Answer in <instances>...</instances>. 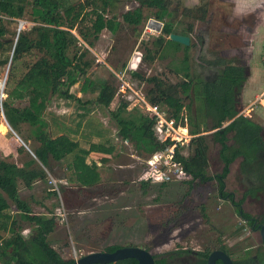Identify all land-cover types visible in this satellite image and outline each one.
I'll return each instance as SVG.
<instances>
[{
  "label": "rangeland",
  "instance_id": "374dc122",
  "mask_svg": "<svg viewBox=\"0 0 264 264\" xmlns=\"http://www.w3.org/2000/svg\"><path fill=\"white\" fill-rule=\"evenodd\" d=\"M84 1L67 0L68 4ZM167 2L168 12L172 14L171 22L174 23L173 27L176 31L186 29L189 24L192 25L193 30L189 35L191 49L188 51L189 73L192 76L208 80L220 73H235L236 69L231 67H238L240 63L247 62L246 53L250 52L252 58L248 61L249 70L252 66L257 71L255 78L260 80V74L263 72L261 64L264 65V44L259 45V39L263 35L251 36L248 32L245 34L241 32L242 38L248 40L247 47L241 45V35L233 36L232 33L238 29L242 21L244 26L252 28L256 23L255 18L250 14L240 15L234 11L233 3H224L222 0H167ZM204 3L207 9L204 21L191 20L188 18L190 16L184 14L185 7L192 8ZM137 7L138 5L130 0H116L108 17L115 15L118 21L122 22L121 14ZM156 11V8H143L144 20L136 29L121 24L116 34L103 30L97 40H91L92 46L85 45L87 54L83 62L89 63L90 66L86 74L69 90L74 100L53 96L44 113L46 130L52 137L65 134L78 144L98 137L97 141L104 144L105 148H108L111 142L124 148L123 156L113 162L115 171L111 169L108 175L102 177L101 183L108 182V184L92 190L80 189L77 183L67 181L70 176L67 166L69 160L54 164L53 172L49 173L46 170L47 176L35 179L28 187L23 180L18 181L19 196L30 205L34 214H41L44 210L58 214L55 220L61 221L60 228L63 227V230L51 235L49 243H54V240L61 235V240L65 244L63 246L52 244L64 259L77 260L90 252H102L112 245L121 247L132 245V247L146 248L152 255H159L181 250L189 252H197L205 248L213 250L221 243L233 261H240L246 259V248L259 245L258 231L252 232L250 227L238 217L231 202L221 198L214 180L188 184V179L164 186L149 184L146 188H142L139 184L142 182L141 174L146 167L143 161L145 158L142 162L133 157L131 159L128 155H136V150L132 143L125 145L117 136V127L110 113L104 108L86 103L94 100L97 93L91 92V88L86 93L80 92L85 78L96 85L100 81H108L113 88H116L119 98H125L129 102L126 111L130 112L138 96L144 95L149 86L144 81L131 76L129 70L136 71L144 78L159 77L166 83L176 84L183 80V75L176 72L183 59L182 50L173 52L166 49L157 53L153 62L143 61L145 48L153 49L150 42L160 35L163 26L153 16ZM29 12L28 7L22 20L2 17L7 29L5 39L7 43L15 42L18 31L20 33L34 25L28 21ZM150 20L159 25H151ZM71 34L76 36L74 31ZM202 36L205 41L203 47L200 43ZM78 40L81 42V39ZM226 47H229L228 50L232 47L241 48L245 58L239 59L234 50L226 54L227 57L222 56L221 51H227ZM78 51H82L80 46L71 48L69 56H73ZM8 56L10 53L4 54V58ZM40 57L41 53L35 51L25 55L16 66L15 79H19ZM10 66L9 62L0 66V82L3 83V90L0 91L1 100H5V92L9 89L6 82ZM256 79H252L249 86L254 85ZM259 95L251 98L248 91L247 95L241 93L238 96V115L251 118L263 128L264 132V96H262L264 93ZM250 102L254 103L250 104ZM18 103L16 102L15 105ZM184 103L186 104L187 101ZM117 105L114 102L112 108L115 109ZM183 112L188 115L186 110ZM214 132L204 133L209 137L207 168L209 176L220 173L222 168L218 158L219 146L210 139ZM20 136L27 139L26 145ZM20 136L9 129L0 113V159L21 167L33 157L31 149L38 144L31 137L27 126H22ZM23 144L26 146V152L18 153L17 148ZM119 163L130 165L132 168L123 172L124 170L117 167ZM237 167L238 160H235L230 165L229 173L224 180V192L232 194L235 202L242 200L241 209L244 213L256 216L255 206L242 196L245 183L243 176L238 174ZM30 168L39 170L41 166L36 163ZM60 180H64L63 183H60ZM65 183L66 189L61 191L60 186H64ZM56 208L59 209L57 212H55ZM21 228L22 234L27 237L29 225L24 223ZM6 236L8 235L3 234V237ZM186 257L192 259L190 253Z\"/></svg>",
  "mask_w": 264,
  "mask_h": 264
},
{
  "label": "trees",
  "instance_id": "16d2710c",
  "mask_svg": "<svg viewBox=\"0 0 264 264\" xmlns=\"http://www.w3.org/2000/svg\"><path fill=\"white\" fill-rule=\"evenodd\" d=\"M19 1L0 0V66L8 62L11 65L6 82L9 89L5 92V100H0V113L18 136L21 134L22 126H27L38 146L31 149L34 157L21 167L0 159V264L74 262L62 258L52 248L48 236L56 226L54 219L31 211L30 205L19 196L18 181L23 180L28 187L35 179L47 176L45 170L53 172L54 164L69 160L67 166L70 176L67 181L75 182L79 187H92L99 183L97 167L94 164L87 165L85 159L90 151L109 154L111 150L100 145L83 150L65 134L52 137L46 130L44 113L53 96L74 100L69 90L86 74L90 66L89 63L83 62L87 54L84 46H92L91 40H97L103 30L116 34L121 24L136 29L144 20L143 8H156L153 16L163 24L160 35L150 42L153 49L145 48L143 61L153 62L155 55L166 49L173 52L182 50L183 59L176 72L183 75V80L172 84L156 76L144 78L134 70H129V74L149 86L143 95L149 104L158 106L171 117H178L183 109L187 111L189 133L195 136L191 140L188 156L181 157L189 176L187 183L214 180L221 198L229 200L232 198V194L224 192V180L229 173V167L239 158L242 159L243 165L255 161L256 155L264 149V139L261 135L263 128L251 118L238 116L237 95L245 82V76L240 69L231 67L237 72L220 73L208 80L189 73L188 51L191 46H182L170 41L168 37L177 34L190 39L189 35L193 28L189 24L184 30L174 29L167 0H130L138 7L121 14L122 22L118 21L115 15L108 17L116 0H85L75 4H68L67 0ZM28 7L30 8L28 21L34 25L18 33L15 42L7 43L5 41L7 29L2 17L22 20ZM183 11L191 20L204 21L207 14L206 3L192 8L185 7ZM72 31L76 32L81 42L71 34ZM78 46L82 51L70 57V49ZM33 51L41 53V57L28 67L19 79H15L16 66L25 55ZM7 52L10 56L4 58ZM89 88L91 92H96L97 96L86 103L104 108L110 113L117 127V136L121 140L132 143L136 151L146 155L164 149L166 144L159 142L153 133L152 117L143 114L139 107L127 112L126 106L129 102L125 98H119L116 88H113L111 83L100 81L96 85L85 78L80 92L86 93ZM16 102L19 103L15 105ZM114 102L118 104L115 109L112 108ZM211 131H215L210 139L219 146L218 158L222 164L220 173L214 176L207 175L209 137L204 135ZM20 138L26 145L27 139L21 136ZM16 151L26 152L22 145ZM37 162L41 164L39 170L30 168ZM148 185L149 183L140 182L142 188ZM241 205L242 200L236 203L235 211L238 217L242 221L251 219L249 214L240 209ZM252 222L250 221L248 226H251ZM24 223L29 225L27 237L22 234L21 225ZM260 223L264 224V220ZM3 234L8 236L3 237ZM118 248L122 247L112 245L102 252L111 253ZM144 250L148 251L146 248ZM214 250L227 252L225 246L219 243L213 250L205 248L197 252L194 260L187 259L186 256L190 253L188 250L152 256L154 264H206L208 255ZM262 263L264 264V259ZM114 264L138 263L134 259H125ZM234 264H247V261L246 259L235 261Z\"/></svg>",
  "mask_w": 264,
  "mask_h": 264
},
{
  "label": "built area",
  "instance_id": "2783aa9c",
  "mask_svg": "<svg viewBox=\"0 0 264 264\" xmlns=\"http://www.w3.org/2000/svg\"><path fill=\"white\" fill-rule=\"evenodd\" d=\"M150 23L159 25L153 20H150ZM135 107H139L143 114L152 117L155 137L159 142L166 144L163 150L149 155L145 160L146 167L140 180L159 185L188 180L189 176L184 169L181 157L188 156L191 140L195 136L189 133L187 115L182 111L178 117L168 116L158 106L149 104L143 95L138 96L137 102H134L130 109Z\"/></svg>",
  "mask_w": 264,
  "mask_h": 264
},
{
  "label": "crops",
  "instance_id": "0c3cea01",
  "mask_svg": "<svg viewBox=\"0 0 264 264\" xmlns=\"http://www.w3.org/2000/svg\"><path fill=\"white\" fill-rule=\"evenodd\" d=\"M222 2L224 3H233V8H234V11H237V13H239L240 15H242L243 13L246 14V15H249L253 18L256 19V23L253 25L252 28H250V31L248 32L249 35L251 36H255L257 34H261L263 35V37L261 38L260 36V39H259V42L260 44L259 45H263L264 44V0H230V1H224L222 0ZM245 41H248L246 39H243ZM247 47L249 46V44H246ZM246 51V50H245ZM247 52V51H246ZM247 62L245 63H241L243 65H240L238 67L234 66L235 68H239L240 71H244L245 73L244 76H245V82H244V85L240 91V93L237 95V97L242 93V94H246L247 95V91L249 94H251V98H255V96H258V94H260L259 96H261V94L264 93V65L261 64L262 68H263V72L260 74V80L259 79H256L255 78V73L257 72L252 66H251V69L249 70V65L248 64V61L252 58V55L250 52H247ZM244 65H246V70L245 68L243 67ZM247 72V73H246ZM258 77V76H257ZM252 79H256L257 81H255L254 85H251L249 86V82L252 80ZM264 96V95H262ZM236 97V98H237ZM248 97V96H247ZM250 98V97H249ZM258 100V99H257ZM249 101V99H248ZM254 102H250V104H252ZM254 106V104H253ZM253 106L251 107V109L253 108ZM133 109V108H132ZM182 111H185V109H183ZM239 111V110H238ZM239 114V112H238ZM239 116V115H238ZM206 135V134H204ZM99 138L98 137H94L93 139H89L88 141H85V143H79V147L82 148L83 150H89L90 146H93V145H98L96 143H99L101 147L105 148L104 144L98 142ZM107 141V140H106ZM123 143L126 145L128 144L129 142L127 141H123ZM109 144V143H107ZM108 148L106 149H109L111 150L110 153L108 154H105V153H101V152H96V151H90V153L88 154V156L86 157L85 159V163L87 165H90V164H94L96 167H97V171L99 173V177H100V180H99V183L96 184L95 186H92V187H79L80 189L82 190H86V189H95L101 185H107L108 182H105V183H101L102 180V177L103 176H106L109 174L110 170L112 169L113 170V167H114V163L115 161L119 160L122 156H123V149L116 146L114 143L111 142V144H109V146H107ZM136 150V149H135ZM135 155V154H134ZM133 154H129L128 156L133 159V158H136L137 160H139L140 162H142L143 158H145L143 161H145L149 155H146L144 153H140L138 151H136V155L134 157ZM142 155V156H141ZM32 156L34 157L33 153H32ZM133 157V158H132ZM141 159H140V158ZM38 163V162H37ZM40 166L41 164L38 163ZM57 164V163H56ZM54 166V165H53ZM117 167L121 170H124L123 172H127L129 170L127 169H131L132 167L130 165H127V164H123V163H119L117 165ZM44 169V168H43ZM45 170V169H44ZM54 170V168H53ZM115 171V170H113ZM46 172V170H45ZM122 172V174L124 175V173ZM49 175V173H48ZM115 176V175H113ZM125 177V175H124ZM64 180H60V183H63ZM138 181V180H137ZM35 184V183H34ZM33 184V185H34ZM31 185V186H33ZM78 185V184H77ZM140 185V184H139ZM67 184L65 183V185H61L60 188H61V191L65 190ZM70 188V187H69ZM76 189H78V187H74ZM59 195V193H58ZM22 199V198H21ZM59 209L56 208L55 212H57ZM37 215H42V216H45L47 218L49 217H55L53 218L55 223H56V226L54 228V230L49 234L48 236V242H49V239L51 237V235L55 234L56 232H62L63 230V227H61V221L60 220H55L56 219V215L58 214H55L53 213L52 211H47V210H44L43 213L41 214H37ZM67 227V226H66ZM67 231H68V228H66ZM61 234V233H60ZM59 234V235H60ZM68 234H69V231H68ZM56 243V245H60V246H63L65 243L61 240V235L60 237H58V239H55L54 240ZM70 242H72V239L70 240ZM53 243V242H52ZM50 243V245L52 246L53 249H55L53 247V244Z\"/></svg>",
  "mask_w": 264,
  "mask_h": 264
},
{
  "label": "flooded vegetation",
  "instance_id": "af4514ba",
  "mask_svg": "<svg viewBox=\"0 0 264 264\" xmlns=\"http://www.w3.org/2000/svg\"><path fill=\"white\" fill-rule=\"evenodd\" d=\"M224 1H230V0H224ZM244 19V18H240ZM242 21V20H241ZM250 28H247L244 26V22H240L238 25V29L233 31V36L236 35H241V45H246L247 41L243 40L241 32L244 34L246 32H249ZM200 43L201 46L203 47L205 45V41L203 40V36L200 38ZM229 46V45H228ZM229 47H226L227 51H221L222 56H226V54H230L233 50L234 53L237 54L239 59L245 58V54L241 52V48L239 47H232L231 49L228 50ZM227 57V56H226ZM247 58V57H246ZM240 65H243L240 63ZM246 70V65L243 66ZM261 135L263 136L264 139V132H261ZM238 160V167L237 171L240 176H243L244 178V189L242 191V196L245 197L247 202L252 203L254 207V212L256 213V216H251V219H246L243 221L245 225L248 226L250 224V221L252 222V225L249 226L250 230L252 232L258 231L259 233V227L263 224L260 222L264 220V149L261 150L257 155L256 159L254 162L248 164V165H243L242 164V159L239 158ZM242 197V198H243ZM229 200V199H228ZM231 202V205L233 206L234 209H236V203L234 201L233 195L232 198L229 200ZM241 209V206H240ZM242 210V209H241ZM260 237V235H259ZM246 253H245V258L247 261V264H263V259H264V246L262 245L261 238L259 241V245H254L246 248ZM199 252V251H197ZM197 252H190L192 260H194V256L197 254ZM224 252V251H223ZM229 258L231 259L230 255L225 252ZM209 256V255H208ZM208 258V257H207ZM233 264L235 261H233ZM222 264L220 261H217L216 264Z\"/></svg>",
  "mask_w": 264,
  "mask_h": 264
},
{
  "label": "water",
  "instance_id": "95a60500",
  "mask_svg": "<svg viewBox=\"0 0 264 264\" xmlns=\"http://www.w3.org/2000/svg\"><path fill=\"white\" fill-rule=\"evenodd\" d=\"M168 39L172 42L181 44L182 46H189L190 44V39L187 36L171 34L169 35ZM3 119L6 125L8 126L4 116ZM23 146L26 148L24 144ZM259 235L261 238L262 245L264 246V224L259 227ZM125 259H134L137 261L138 264H154V258L152 254L149 251H146L139 247H122L116 249L114 252L111 253L90 252L85 256L74 260L72 264H114L118 261ZM217 261H220L222 264H233L229 256L221 250L212 251L207 258L206 264H216Z\"/></svg>",
  "mask_w": 264,
  "mask_h": 264
},
{
  "label": "bare ground",
  "instance_id": "6f19581e",
  "mask_svg": "<svg viewBox=\"0 0 264 264\" xmlns=\"http://www.w3.org/2000/svg\"><path fill=\"white\" fill-rule=\"evenodd\" d=\"M2 90H3V83L0 82V91L2 92Z\"/></svg>",
  "mask_w": 264,
  "mask_h": 264
}]
</instances>
